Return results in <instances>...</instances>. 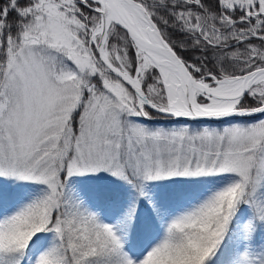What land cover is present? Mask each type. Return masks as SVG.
<instances>
[{"label": "snow or ice", "instance_id": "obj_1", "mask_svg": "<svg viewBox=\"0 0 264 264\" xmlns=\"http://www.w3.org/2000/svg\"><path fill=\"white\" fill-rule=\"evenodd\" d=\"M0 264H264V0H0Z\"/></svg>", "mask_w": 264, "mask_h": 264}]
</instances>
